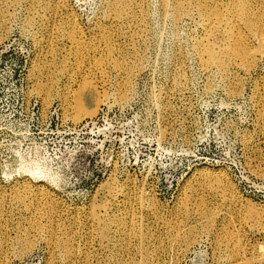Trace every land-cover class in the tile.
Listing matches in <instances>:
<instances>
[{
  "label": "rangeland",
  "instance_id": "1",
  "mask_svg": "<svg viewBox=\"0 0 264 264\" xmlns=\"http://www.w3.org/2000/svg\"><path fill=\"white\" fill-rule=\"evenodd\" d=\"M107 1L0 0V264H232L234 238L264 259V58L224 78L193 17Z\"/></svg>",
  "mask_w": 264,
  "mask_h": 264
},
{
  "label": "bare ground",
  "instance_id": "2",
  "mask_svg": "<svg viewBox=\"0 0 264 264\" xmlns=\"http://www.w3.org/2000/svg\"><path fill=\"white\" fill-rule=\"evenodd\" d=\"M139 1L138 0H108L106 4L107 11H108L107 13L108 18L109 19H119L121 21L122 20L123 21L125 20L126 21L128 20L136 21L135 17L137 16H134L135 15L134 9L138 7L137 5L139 4ZM167 1L162 2L163 7L165 9H169L167 7L170 6L169 12H171L170 15H172L173 18H176L175 21H177L178 17L180 18V16L186 15L188 16V18L193 17V20L195 19L197 24H199L202 30V34H201V37L197 39V41L194 43L193 50L198 56L200 63L202 66H204V68H207L209 70L214 69L220 72L221 75L224 76V78L226 77L228 78L229 71H231L232 69L246 71L252 68V66L258 59L264 58V0H170V3H168ZM140 13H142V11ZM139 15H143V14H139ZM180 19H178V21ZM139 20H141V17ZM130 23H133V22H130ZM76 31H77L76 27L71 28L72 33H76ZM104 38H105L104 40L107 43L106 35ZM77 47H76L77 51H75L77 55L75 54V56H78L79 58L78 65L79 63L80 64L82 63L81 65H83L84 64L83 59L85 56L83 55V50L82 51L80 50L82 49L81 44L80 45L77 44ZM107 47H110V46L108 45ZM98 63L99 64L96 63L97 65L94 66L96 70L98 68L101 69V62H98ZM126 64H129V63L124 62L122 60L121 65L120 66L118 65V68H117V70L121 72V74L124 75L122 85L125 86V89L123 90L119 88L117 92L115 93L114 97H116V99L121 100V101L124 100L125 98L126 92L129 89V83H130L132 71L135 70L134 68L137 65V63L135 65L133 64V62H132L133 65L129 64L130 66ZM88 70L91 71V69H88ZM102 70L104 69L102 68ZM215 74L220 75L219 73H215ZM95 81L96 80L94 79L89 80L88 82H86L85 80V82L87 83V87L89 91L91 92L92 96L94 97L96 101L99 102V100H101L102 97L99 96V94L95 91V83H96ZM103 95H104V98L108 96L107 93L105 94L103 93ZM78 100L80 104L81 102L80 98ZM202 174H207V172L203 171ZM50 213L51 211H39L38 212L40 216L45 215L48 219L51 218L52 216ZM40 216L39 218H41ZM131 217L127 219L125 215V218H121V224L128 223L130 224V227H131L132 224L134 223L133 218ZM88 219L92 223L93 222L97 223L96 225L100 226L102 234H105V232H106L105 236L108 234L109 228L111 227V224H112L111 219L107 217L99 216L93 212L89 213ZM51 221L52 220L50 219L49 223H47L48 226L46 227L51 233L50 238H51V235L56 236L57 234L56 233L57 231L55 232L53 230ZM35 226L37 227V230L40 229L38 224ZM189 229H187L189 232L187 231L188 233L184 235V239L181 237L186 242L187 240L191 238V236H193L191 233L192 232L191 229L190 230ZM56 239H57V236H56ZM53 240H54V237H53ZM53 240L51 239L52 242ZM67 245H65V249L67 248ZM232 251H233V254H232L233 258H231L232 264H250V263L262 264V262L264 261V259H255L252 262V260H249L248 258L244 257L243 244L241 240L237 238L232 239ZM66 253L68 255L70 253V249L67 248ZM146 253L149 254V252H146Z\"/></svg>",
  "mask_w": 264,
  "mask_h": 264
}]
</instances>
